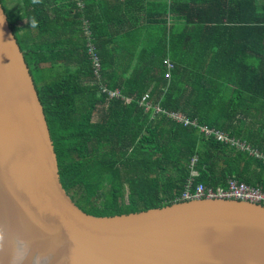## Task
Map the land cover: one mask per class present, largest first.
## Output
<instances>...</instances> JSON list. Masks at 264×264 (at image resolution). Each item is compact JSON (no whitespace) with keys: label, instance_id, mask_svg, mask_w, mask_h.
<instances>
[{"label":"trees","instance_id":"trees-1","mask_svg":"<svg viewBox=\"0 0 264 264\" xmlns=\"http://www.w3.org/2000/svg\"><path fill=\"white\" fill-rule=\"evenodd\" d=\"M0 4L47 121L61 183L82 211L110 217L178 202L194 155V184L223 187L231 177L262 184L263 164L167 112L264 152V0L154 1L143 10L145 25L120 29L93 21L86 0ZM144 34L152 42L141 47ZM89 43L103 82L120 98H108L95 82ZM165 57L174 69L162 93ZM148 91L146 107L140 99Z\"/></svg>","mask_w":264,"mask_h":264},{"label":"water","instance_id":"water-1","mask_svg":"<svg viewBox=\"0 0 264 264\" xmlns=\"http://www.w3.org/2000/svg\"><path fill=\"white\" fill-rule=\"evenodd\" d=\"M20 52L0 4V264H264L262 205L199 199L110 217L82 211L61 183Z\"/></svg>","mask_w":264,"mask_h":264},{"label":"crops","instance_id":"crops-1","mask_svg":"<svg viewBox=\"0 0 264 264\" xmlns=\"http://www.w3.org/2000/svg\"><path fill=\"white\" fill-rule=\"evenodd\" d=\"M154 1H164V0H86V3L87 2L89 3L88 14H89V17L93 19V21H97L98 23L103 24V25L104 24H109L111 22V23H113V25L117 24L119 29H120L121 23L124 26H126L127 22L133 24L136 21H139L138 23L140 25H145L146 24V13L143 10L147 9ZM168 1L169 0H167V2ZM84 4H85L84 1L83 2L79 1V7L81 9H84ZM111 6H113V7H111ZM110 9L113 10L115 14H111ZM82 14H85V13H82ZM85 20L86 19H84V21ZM84 23H87V22L85 21ZM147 29H149V28L148 27L145 28L144 32ZM151 42L152 41L150 40L148 34H146V36L144 34V36L140 37L139 45L141 47H144L145 44H151ZM110 48L114 49L113 55H118V54H121V53L126 54V50L122 51L121 49H118L116 47H110ZM166 60L169 61L173 65L172 70L174 69V63H172V61L170 60L169 57H165L163 59V61H162V66H163L164 73L166 72V69H167L166 66H165V61ZM100 73L101 74H100L99 79H97L95 82L99 85V87H104V88L107 89L106 84L103 82V79H102V69H101ZM129 73H130V70L127 71L126 75L124 76V79H128L129 78ZM170 76H171V73H170ZM163 77H164V74H163ZM169 80H170V78H166V80H165L166 84L163 87H161V92L162 93H164L166 91V89L168 87ZM112 91H118V93L121 95V93H120V91L118 89H113ZM145 96L149 97L147 101H143V98ZM150 99H151V92L148 91V92H146L143 95V97H141L140 105H144V106L147 107L151 103ZM126 101H129V99H126ZM154 107L155 108L156 107L159 108L160 111H161V108L159 107V105H156ZM155 108H154V110L156 111ZM167 113H168L169 116L170 115H175V116H180L182 118H186L190 122V124L184 125L182 123V121L175 120V123H177L179 125H182L184 127H193L195 129H197L199 131V134H201V136H203L204 138H213L219 144H221L224 147L232 150L233 152L245 154L249 158H252V159H254V160H256V161H258V162H260L261 164L264 165V162L262 161V159L256 157V155H255V153L264 155V152L252 147L249 143L237 140L238 142L245 143L243 145H245L246 148L241 149L240 147L235 146V145H231L228 142L218 141L217 139L214 138V136L205 135L201 129L205 128V129L214 131V134L215 133H219V130H217L215 128L208 127L207 125H204V124H200L197 119L189 118L186 115L181 114L180 112H167ZM219 134L222 135V136H225L223 133H219ZM225 137L229 138L227 136H225ZM229 139H232V138H229ZM196 160H197L196 155H194L192 157V159L190 160V168H191L190 176H191V178L188 179V181L191 182L192 187H194V185H196V184H202V183L194 184V181H193V178L197 176V172L194 171V169H193V166L195 165ZM261 177H262V184L261 185H249V184H247L245 182H241V183H244V184L252 186V187H264V172H263ZM229 179H232V180L237 182V180L234 179L233 177L227 178V180H229ZM226 181H225V183H226ZM207 188H212V187H207ZM216 188H219V187H216ZM216 188H212V189H216Z\"/></svg>","mask_w":264,"mask_h":264},{"label":"built area","instance_id":"built-area-1","mask_svg":"<svg viewBox=\"0 0 264 264\" xmlns=\"http://www.w3.org/2000/svg\"><path fill=\"white\" fill-rule=\"evenodd\" d=\"M88 53L89 59L91 61L93 76L95 79L100 77V61L96 55L95 48L90 43L88 44ZM166 72L164 73V78H170V73L173 68V65L169 61H165ZM101 92L106 93L108 98H120L118 91H110L104 87H100ZM148 96L143 98V101L148 100ZM156 111H160L159 108H155ZM173 120L182 121L184 125L190 124L189 120L182 118L180 116L170 115ZM205 135L214 136L215 139L221 142H228L231 145L240 147L241 149L246 148L245 143L238 142L234 139L226 138L225 136L215 133L214 131L202 128L201 129ZM256 157L262 159L264 162V155L255 153ZM199 199H223V200H235V201H244L250 202L258 205L264 206V187H252L241 182H236L232 179L226 181L224 187H219L216 189L207 188L202 184H196L192 187L191 182L188 181L182 191L179 201H190V200H199Z\"/></svg>","mask_w":264,"mask_h":264},{"label":"clouds","instance_id":"clouds-1","mask_svg":"<svg viewBox=\"0 0 264 264\" xmlns=\"http://www.w3.org/2000/svg\"><path fill=\"white\" fill-rule=\"evenodd\" d=\"M35 24H36V22L35 21H33V26H35ZM180 202V201H179ZM39 259V258H38Z\"/></svg>","mask_w":264,"mask_h":264}]
</instances>
